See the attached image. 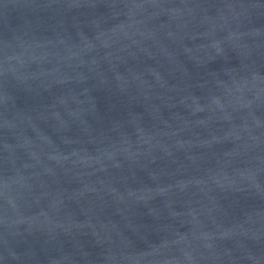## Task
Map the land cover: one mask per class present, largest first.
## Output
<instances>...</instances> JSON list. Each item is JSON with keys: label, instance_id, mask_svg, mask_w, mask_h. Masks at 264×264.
Here are the masks:
<instances>
[{"label": "water", "instance_id": "95a60500", "mask_svg": "<svg viewBox=\"0 0 264 264\" xmlns=\"http://www.w3.org/2000/svg\"><path fill=\"white\" fill-rule=\"evenodd\" d=\"M0 264H264V0H0Z\"/></svg>", "mask_w": 264, "mask_h": 264}]
</instances>
